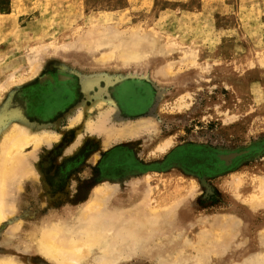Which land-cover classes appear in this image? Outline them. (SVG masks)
Listing matches in <instances>:
<instances>
[{
    "label": "rangeland",
    "instance_id": "rangeland-1",
    "mask_svg": "<svg viewBox=\"0 0 264 264\" xmlns=\"http://www.w3.org/2000/svg\"><path fill=\"white\" fill-rule=\"evenodd\" d=\"M100 95L108 138L84 128ZM2 118L51 138L0 195V258L57 264L27 249L33 230L66 237L88 213L122 243L108 261L82 247L83 264H264V0H0Z\"/></svg>",
    "mask_w": 264,
    "mask_h": 264
},
{
    "label": "bare ground",
    "instance_id": "bare-ground-1",
    "mask_svg": "<svg viewBox=\"0 0 264 264\" xmlns=\"http://www.w3.org/2000/svg\"><path fill=\"white\" fill-rule=\"evenodd\" d=\"M135 53H137V52H135ZM137 55L132 54V56H131V54H130L129 55L130 58L120 60L119 62L114 60L115 63H112V66H115V67L120 66L121 67L124 65H129V63H135L138 61V58H139V55L138 56ZM103 56H105V55H103ZM108 56H109V54H108ZM112 56H114V55H112ZM72 58H74V57H72ZM79 59H81V58H79ZM110 59H109V57H107V58L105 57L104 59H102L99 62H97V60H96L95 62H93V61L89 62L88 61V63H90V64L92 63L93 66H98V65L104 66L105 64L106 65L111 64L112 60H110ZM87 80H88V82H84L86 84L83 83V86H84L83 88L85 89L86 92H89V90L94 88L97 83H95V80L90 76L87 77ZM94 99L95 100H93L92 105H90L89 107H91L90 110L92 109V110H94V112H97V114H96L97 120H96V122H95V120H91V119L86 120V121L84 120L85 121V124H84L85 132L86 133L89 132V134H90L91 133L90 131L94 130V128L96 127L99 132H104L103 134L106 136V135L110 134V132L113 131L110 129L109 131L106 132V130L104 129V127H106V126L103 125L107 121V119H109L108 114L104 111V109L102 107L106 98H102L100 95V97L96 96ZM107 99L109 101L112 100L110 98H107ZM14 105L16 107L18 106L17 103H15ZM14 105H12V106H14ZM9 108H11V104L8 105V109H7L8 111H9ZM4 109L5 108H3V107L1 108L2 111H7L6 109L5 110ZM82 109H83V107H82ZM87 110L85 109V111H87ZM81 111L82 110H80V112H78V114L75 112L77 114V116L75 117L76 120H79L82 118L81 117V115H82ZM92 113H93V111H92ZM111 128H112V126H111ZM137 129L138 128L135 126L134 127L130 126L128 130L131 131V133H134V132H136ZM125 130L126 129H124L123 131H125ZM123 131L121 133H124ZM43 132H44V130H40V131L38 129L35 130L32 127V125L30 124V122H28L27 120H22V121H19L16 119L7 120L6 118H2L0 120V195L1 196L6 191L5 190L6 182L9 181L7 179L8 178L10 179L13 174H17V171H18V173H20L22 176H25V175L28 176V174L31 173V170L29 169L30 153L26 152V148L28 145L32 146V149L37 148L43 141L51 138V137H49V135H47V133H43ZM79 134H82V133H79ZM91 134H93V132ZM50 136H52V135H50ZM108 137H109V135L107 136V138ZM165 147L166 146H163L162 149H164ZM27 162H28L29 166L26 165ZM14 177H15V175H14ZM14 177L12 178L13 180L10 179L12 182L14 181ZM260 184H264V183L262 182ZM249 196L252 197L253 194L252 195L249 194ZM139 198L140 197H138V199ZM259 200L262 203H264L263 202L264 201V193L263 192L260 194ZM148 202L149 201H147V199L144 200L143 205H144V203L148 204ZM2 203L3 202L0 200V220L3 218L4 212H5ZM4 204H6V203H4ZM140 206L144 207V206H142V204H140ZM96 207H97V205H96ZM97 210H99V209H97ZM92 213L95 214V212H92ZM103 213H101V214H103ZM83 216L84 215H82V217ZM151 218H153V217H151ZM104 221H105V219L103 218L102 215H93V214L90 215L87 213V216L85 218H83L81 225H79V228L77 230H75V228L78 226L72 227V228H74L73 229L74 231H71L72 228H71V230L69 229L70 232H69L68 236L63 237V234H61L60 232H61V229H63L62 227L65 224L64 223H58L55 219H47L46 221H44L43 223H39L35 227V229L33 230L34 237L31 241V243L26 245V247H27V249H29V251L31 253H34V254L37 253L40 256H42L43 258L47 259L48 261H51V262H54L57 264H83V263H85V261H86L85 257L86 256H84V255L86 253H84L81 250L82 247H86L88 254L93 253L96 250H98L99 254H100L99 258L101 257L103 260L108 261L109 259H108L107 255H108L109 251H113V250L118 251L119 244H121L122 242L120 241L121 236H119L118 234L115 236L116 233H115L114 229L106 228L103 226V224H105ZM136 222L132 226H129V229H126V232L124 233L123 238L124 237H126L128 239L133 238L132 241L133 242L136 241V243H137L138 241L134 240V239L138 238V234L140 232V231H138V229H139L140 225H137ZM120 228L121 227H118V229L116 228V230L120 231ZM65 235H67V234H65ZM112 236H114V238ZM111 237H112V239H111ZM130 240L131 239H129V241ZM11 255H12V252H10V251L7 252L6 254H4V256H2L0 258V264H31L30 261L27 263L21 259L17 260L16 258H14ZM113 262H114V260H113Z\"/></svg>",
    "mask_w": 264,
    "mask_h": 264
},
{
    "label": "flooded vegetation",
    "instance_id": "flooded-vegetation-1",
    "mask_svg": "<svg viewBox=\"0 0 264 264\" xmlns=\"http://www.w3.org/2000/svg\"><path fill=\"white\" fill-rule=\"evenodd\" d=\"M61 81L60 82L62 84L60 85H57L55 81L51 93L46 96V97H53L52 100L54 101L55 104L58 105H62L64 102L69 100V97L72 93L70 82L69 81L66 82L65 78H62ZM132 102H134L133 99L130 101V104H132Z\"/></svg>",
    "mask_w": 264,
    "mask_h": 264
},
{
    "label": "water",
    "instance_id": "water-1",
    "mask_svg": "<svg viewBox=\"0 0 264 264\" xmlns=\"http://www.w3.org/2000/svg\"><path fill=\"white\" fill-rule=\"evenodd\" d=\"M240 153H242V152H230L229 154H226V155L223 154V155H221L220 157H221L222 159H225L226 161H228L229 159H231V158H233V157L239 155Z\"/></svg>",
    "mask_w": 264,
    "mask_h": 264
}]
</instances>
